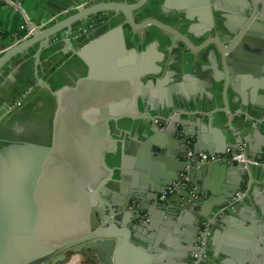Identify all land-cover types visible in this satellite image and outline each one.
Segmentation results:
<instances>
[{
    "label": "water",
    "instance_id": "obj_1",
    "mask_svg": "<svg viewBox=\"0 0 264 264\" xmlns=\"http://www.w3.org/2000/svg\"><path fill=\"white\" fill-rule=\"evenodd\" d=\"M195 1L88 0L89 3L76 12H69L72 11L69 8L67 13L56 16L49 26L29 24L32 33L23 39L12 40L9 45H0V264H63L69 253L82 255L97 264H168L166 255L187 257L191 250L197 252L194 244H197L204 227L201 225L194 233L186 231L184 234L179 233L176 227L177 233L172 235L177 239L182 236L183 240H175V247L171 246L174 240L169 236L170 248L159 243L153 249L151 246L146 248V239L156 237L161 242L168 236V230L158 228L160 225L167 228L164 214H169L172 203L181 197L184 208L201 210L204 216L205 209H213L215 205L221 209L242 196L243 190L237 186L230 193H224L228 200L213 196L205 199L203 192L206 188L200 179L207 182L218 174L241 173L244 183L249 184L254 181L253 170L264 173V163L246 170L242 164H193L187 159L190 150L194 155L236 156L240 145L253 146L250 137L240 138V132L249 128L257 142L256 147L246 150L250 158L256 159L258 141L264 148V136L260 133L264 113L254 110L251 112L253 117L244 115L252 125L240 128L234 117L227 114L232 102L230 107L227 106L223 95L221 99L226 107L215 113L220 114V123L215 121L214 114L210 115L207 125L197 118L193 124L199 132L192 133V122L184 120L187 111L176 112L177 106H187L188 96L183 93L180 82L187 80L189 75L183 76V71L176 69L167 73L163 80L152 81L149 77L161 72L157 63L164 61V55L155 48L142 50L131 45L126 35L128 29L141 31L152 26L167 33L164 43L168 44L172 55L177 58V50L184 49L187 52L182 60L185 66L194 63L203 74L209 70L212 72L199 81V87L209 90L204 94L210 101L213 97L211 91L224 90L225 87L227 90V86L235 84L239 78L236 72L243 71L248 75L251 66L245 61L251 59L258 60L260 64L254 73L261 77L264 89V28L260 24L264 21V9L261 14L257 10V4L264 5V1L214 0L211 4L207 0H197L200 4ZM6 3L11 6L9 1ZM195 5L205 10L207 20L202 28L192 25L179 32L163 24L167 20H178V17L183 23L189 21ZM212 12L215 17L220 13V18L231 22H214ZM136 17L140 20L136 21ZM109 19L113 20V27L91 24ZM207 34L213 37L205 36ZM55 37L63 47L62 52H71L76 57L73 60H78L84 67L74 69L73 78L64 77L66 83L61 86L60 82L54 91L56 108L51 137L40 135L42 140L39 144H22L19 139L24 140L28 130L37 125L49 127L43 118L32 120L27 125L16 124L26 111L23 106L20 108L22 111L16 110V101L24 92L17 75L20 68L31 59L36 60L40 48L51 45ZM36 45L39 46L38 51L29 52ZM25 51L28 53L21 55ZM203 51L209 66L199 65L205 59ZM236 58H241L240 66L233 69L231 65ZM70 65H64L57 72L62 82V75ZM172 76H175L174 80ZM245 78L249 79L246 85L256 89L257 81ZM133 88L139 96L146 98L143 106L148 111L145 108L141 110V104L131 100L129 92ZM148 88H151V98ZM52 89L50 86L48 91ZM15 91H19L17 96ZM220 97L217 96L218 99ZM129 112H135L136 118L144 125L148 120L151 122V127L146 130L148 136L151 134L145 148L165 153L167 160L173 159V163L166 175L147 170L145 164L140 165L137 168L139 174L127 171L122 175L123 183H118V189L111 190L115 183L111 163L121 151L113 126L134 119ZM152 113L154 118H151ZM156 120L163 121L164 127L161 128ZM209 131L215 136L214 140L203 134ZM187 140H194L192 147L187 146ZM127 160L122 159L126 169L130 168ZM185 172L189 177L186 186L180 184L175 194L160 204L158 197L169 187L181 183V175ZM147 184H150L149 195H145ZM253 191V203L262 206L264 215V194L259 196L258 189ZM133 201L140 204V212L130 210ZM244 203H239L231 214L238 215V207ZM141 211L146 214V219ZM143 220L147 222L141 223ZM227 222L222 220L224 224ZM251 222V229H243L239 264H264V234L257 238L263 226L258 220ZM241 224L238 221L234 226ZM153 231L158 234L145 238L147 232ZM214 232L212 230L209 241ZM218 235L216 231L215 241ZM178 242H183L186 249L176 247ZM185 250L187 253L179 254ZM193 257L194 254L186 264H190Z\"/></svg>",
    "mask_w": 264,
    "mask_h": 264
},
{
    "label": "crops",
    "instance_id": "obj_2",
    "mask_svg": "<svg viewBox=\"0 0 264 264\" xmlns=\"http://www.w3.org/2000/svg\"><path fill=\"white\" fill-rule=\"evenodd\" d=\"M213 1L214 0H207L209 4H211ZM9 2L12 7L6 3V0H0V37H2L3 39L2 41H0V45H9V42L14 40L11 39V37L22 32L23 29H25L24 27H27L29 24H36L37 26H40L47 21H53V19L61 13H67L69 8H72V11L69 12H76L79 7L89 3L88 0H9ZM195 2L198 1L196 0ZM198 4L200 3L198 2ZM263 9L264 5L257 4L258 13L261 14ZM204 11L205 10L202 9L201 6L199 7V5H195L192 10L193 13L190 16L191 19H189V21H185V23H183V20L178 17V20H167L163 24L173 27L179 32L188 29L192 25H194V28H196V26L202 28L203 24H205V19L207 20ZM219 15L220 13H218V15L216 14L217 17H215L212 12L214 22H231V20L229 21L220 18ZM225 15L228 14L225 13ZM138 19L139 18L136 17V21ZM260 24H262L261 26L264 28V21L260 22ZM125 25L127 26V23ZM2 35H6L7 37L3 38ZM126 35L129 38V42L131 43V45L141 47L142 50H145V48H147L152 51V49L155 48L158 53L164 55V61H162L161 63H157V65L161 67V72L154 77H149V79H151L152 81L156 82L158 80H163L166 77L167 73H172L171 71H176V69L180 72L183 71V76L189 75L187 80L180 82L181 84H183V93L188 96V101L186 103L187 106L186 108L177 106V111H175L178 113H184L185 111H187V113L185 114H187L188 116L185 115L186 117L184 118V120L189 121L190 123L192 122V126L190 128V130L193 128L191 130L192 133L195 134L199 132L198 128L193 124V122H195L197 118L202 119V122L204 121L205 125H207L210 119V115L214 114L215 121L217 123H220V114L216 115L215 113H217V111H223L226 107L223 105V99H221L223 95L224 102H227V106L230 107L229 103L232 102L230 103L231 109H228L227 114H230L231 118L234 117V122L240 128H243L244 125H247L249 127L252 125V123L244 115H250L253 117L251 112L254 110L264 113V89L261 86V77L256 76L254 73L255 69L260 66L258 60L251 59L249 61H245L246 63H248V65L251 66V68L248 67L250 71L248 75L244 74L243 71L236 72L239 78L235 80V84L233 86H227V90L225 89V87L224 90L211 91L213 93V97L210 101L204 94L209 93V90H207L204 86L199 87V81H201V79L203 80L204 77L208 76L209 74H212V72L209 70L204 72L203 74L201 71H199L200 69L197 65L195 66L194 63L190 64L189 67L185 66L184 61L182 60H184V56L187 52L184 49L179 48L177 50V52L179 53V57L176 58V56L172 55V51L169 48L168 44L164 43V41H166V38L168 37L167 33L158 29L157 27L152 26V28L147 27L146 29L141 31H133L128 29ZM205 36L210 37L211 35L207 34ZM54 39L55 40L51 45L45 46L43 49L40 48V53L37 54L36 60L31 59L28 64L23 65L17 75L18 82H20L22 89L23 85L32 84V87L34 86V93L32 95V98L25 104V106L23 105L26 111L20 117L19 121L17 120L16 124L22 123V125H27L31 123L32 120L43 118L45 119L46 124L49 127L47 129L39 127L37 125L34 129L28 130L25 133L24 140L19 139V143L22 144H24L25 142L27 144L37 145L42 140V137H40V135H51V132H53L51 129V123L54 109L56 108V101L53 96L54 91L57 87L59 88L60 82L61 86L66 83L64 77L73 78L74 74L72 73V71L74 69L80 70L82 69V67H84L78 60H73L76 59V57H74L71 52H67V54H64L62 52L63 47L58 43L59 41L56 37ZM171 41H173V39ZM176 44L179 45L180 43L176 42ZM38 49L39 46L36 45L35 47L31 48L29 52L35 53L36 51H38ZM27 53L28 52L25 51L21 55H26ZM202 54H204L205 59L204 61H201L199 65L202 64L203 66H209L210 63L207 60L205 51H203ZM236 59L237 60L231 65L233 69L234 67L240 66L241 58ZM170 61L171 63H169ZM175 61L178 62L176 63ZM69 63H71V65L64 71L62 75V82L61 79L57 77V72L60 71V69L63 68L64 65L66 66ZM246 76L251 77V80L253 81H257L256 83H258V86L256 87V89H254V87H248L246 85L247 80H249L245 78ZM174 79L175 76L173 77V80ZM54 81H56V84L54 83ZM50 86L53 88V92L48 91V88ZM154 87L156 88L155 85ZM150 89L148 88L149 96L151 98L152 92ZM135 90L136 89L133 88V90L129 92L131 94V100L139 102L141 104V110H143L145 108L143 106V101H145L146 98H144L143 95L139 96ZM254 90L256 91L254 92ZM18 94L19 91L14 92V95L17 96ZM143 94H145V92H143ZM219 95L221 97L218 99L217 96ZM20 108L22 109V107H18L16 110L22 111ZM144 110L148 111L146 108ZM150 115L151 118H154L152 115L155 114L152 113ZM132 116L135 118L123 123V125L117 124L116 126H113V132L117 135L121 151L119 152V154H117V156L111 163L113 164V170L115 171V183H113L114 185L110 187V189H114L111 190L118 189V183H123L122 175L128 173L127 171H130V174H139L140 170H137V168L140 165L145 164V168L147 170L151 172H159L166 175L170 173V169L173 163V159L170 161L167 160L168 156L165 153L156 152L150 150L149 148H145V144H147V141H149L148 137L151 134L149 133L148 136L146 130L151 127V122L148 120V123L144 125L138 120V118H136L135 112L132 113ZM156 121L158 122V120ZM159 125L161 128H163L165 124L164 122H162ZM240 133V138L242 140L245 139V137H250V143L253 145L251 147H256L254 145L257 141L252 138L253 130H251V128L243 132L241 131ZM260 133L264 136V125H262ZM203 134L209 136L211 140H214L215 138V136L212 135L210 131ZM12 135L15 137L13 133ZM186 142L187 146L192 147L194 140H187ZM260 142L261 141H258V148L255 149L257 155L256 158L264 157V148L259 146ZM151 144L152 143L150 142V146ZM251 147L247 146L246 149L248 150V148ZM156 156H158V158H156ZM123 158L128 159L126 164L129 165L130 168L126 169V166L124 167L122 163ZM252 174V179H254V181L251 184L244 183L245 180L242 178L243 176H241V173H239L238 175H229L226 173L218 174L217 176L209 178V181L207 182H205L203 178L200 179L202 181V184H205L206 192H203V194L205 195V199L211 198L213 196L217 199L221 198L224 200H228L224 197V193H230V191L234 190L237 186H241L244 192L247 186L250 185V193L244 199L245 203L238 207V215L233 216L231 213L226 214L227 216H233L231 218H228L230 216L227 217L226 215H221L220 210L224 207L220 209L221 206L215 205L212 206L213 209L204 210V216L207 215L209 218L204 217L201 215V210L196 211L193 210V208H184V200H182L183 198L180 197V200L178 199L177 202L171 204V208H169V214H164V222L167 224V228L161 225L158 228L160 230H168L166 233V235L168 236L164 237L161 242H159L156 237L153 238V240L146 239L147 241H144L146 243V248L151 246L153 249L156 244L157 246H159L158 243L162 244L165 248H170L177 243H175V240H183L182 236H179V239L173 236L177 233L176 227L181 234H184L186 231L189 233H194V231L201 225L203 226L207 222H214L213 230H215V232H219V235L215 241L214 232L211 240L209 241L208 257L210 261L208 262V264H239V256L241 253L240 251H242L241 246L243 244L242 242H244L243 233H245V231L243 229H251V221L258 220L262 224L263 229L262 233L259 234L257 238L259 239V237L264 234V215L261 213L262 206L259 204L255 205L253 203L255 195L253 191L254 189H258L257 194H259V196H262L264 194V173L260 174V172L255 169L253 170ZM131 178L133 179L134 176H132ZM162 181L163 180L160 179V182ZM149 187L150 184H147L145 195L147 194ZM195 198L200 199V196H196ZM259 201L260 199H258V202ZM201 204L202 203H200V205ZM223 219H226V222L227 219L229 221L224 224L222 223ZM234 221L236 223L240 221L243 224H241L239 227L236 225V228L234 226V224H236ZM140 222L145 223L147 222V220H143ZM179 224H181V226H178ZM153 234L157 235L158 232H147V236L145 238L151 237ZM139 235L143 236L140 233ZM169 236L174 240V242L171 243V246L169 244ZM194 245L196 246V244ZM177 246L180 249H182V247L183 249H186L187 247L183 242H178L176 247ZM193 252L194 251L192 250L188 252L189 254L187 257H172L170 255H166L168 264H171L170 262H173V264H175V262L177 264H186L191 259L192 254H194ZM182 253L184 254L187 252L185 250L179 254ZM88 260L91 261V264H97L95 263V261H92L90 259Z\"/></svg>",
    "mask_w": 264,
    "mask_h": 264
},
{
    "label": "built area",
    "instance_id": "obj_3",
    "mask_svg": "<svg viewBox=\"0 0 264 264\" xmlns=\"http://www.w3.org/2000/svg\"><path fill=\"white\" fill-rule=\"evenodd\" d=\"M9 1V0H6ZM25 29L27 30L28 34L33 32V29L28 25L27 27H25ZM24 29V31H25ZM30 96L29 92H26L24 95H22L18 101L16 102V107H21L25 104L26 100L28 99V97ZM163 121L158 120V123H162ZM186 158L191 160L193 164H210V163H214V162H226L229 165H233V164H242L246 167V170H248L249 167H257L258 165H261V161L264 160L261 157L256 158V159H252L248 156L247 154V150H246V146L245 145H240L239 146V150L237 152L236 156L230 155V154H226V155H209L207 153H200L199 155H194L192 150L189 151V153L186 155ZM181 183L179 184H174L173 186H171L170 188H168V190H166L163 194H161L158 197V202L161 203H165L171 196H173L175 194L176 189L180 186V184L182 186H186V184L189 181V177L187 175V172L183 173L181 175ZM252 182L250 181L249 184H251ZM250 188L251 186L248 185L247 188L245 189V191L243 192V195L240 197H237V199H235L234 201H232L231 203H229L228 205H226L223 209L220 210V214L221 215H226V214H230L232 212V210L242 201H244V199L248 196V194L250 193ZM130 210L134 213L140 212V204L136 201H133ZM143 216L145 217L144 219H146V214H144V212H142ZM146 221V220H144ZM213 226H214V222H207L204 224V227L201 231L200 236L198 237L197 240V252L194 253V257L191 261L190 264H202V262L204 261V259L208 258V242L209 239L212 235V230H213Z\"/></svg>",
    "mask_w": 264,
    "mask_h": 264
},
{
    "label": "rangeland",
    "instance_id": "obj_4",
    "mask_svg": "<svg viewBox=\"0 0 264 264\" xmlns=\"http://www.w3.org/2000/svg\"><path fill=\"white\" fill-rule=\"evenodd\" d=\"M99 19H101V18H99ZM113 20H104V22L103 23H101L102 21H100V22H93V23H91L92 25L94 24V25H103L104 24V26L105 27H113L115 24H114V22H112ZM51 24H53V21L52 20H50V21H47V22H45V23H43L42 25H47V26H49V25H51ZM25 28V27H24ZM28 35V32H27V30L25 29V31H24V29H23V31L22 32H20V33H18V34H15L13 37H11V39H23V38H25L26 36ZM19 37V38H18ZM2 37H0V39H1ZM0 41H2V40H0ZM20 41V40H19ZM1 43V42H0ZM22 91H24L23 92V94L22 95H24L26 92H29L30 93V96L28 97V100H26V102H25V104L32 98V95H33V93H34V86L32 87V84H25V85H23V89H22ZM17 102V101H16ZM24 104V105H25ZM16 106V105H15ZM18 108V107H17ZM16 108V109H17ZM80 256H82V255H77V257H76V255H74V254H71V253H69L68 254V258H67V261L65 262V263H63V264H91V261H89L88 259L86 260L83 256L82 257H80ZM79 258V259H78ZM72 259V260H71ZM76 259V260H75ZM78 259V260H77ZM73 260H75L74 262H73ZM71 261V262H70ZM70 262V263H69ZM50 264H51V262H50Z\"/></svg>",
    "mask_w": 264,
    "mask_h": 264
},
{
    "label": "flooded vegetation",
    "instance_id": "obj_5",
    "mask_svg": "<svg viewBox=\"0 0 264 264\" xmlns=\"http://www.w3.org/2000/svg\"><path fill=\"white\" fill-rule=\"evenodd\" d=\"M262 159H264V157H261ZM262 163H264V160H262L261 161V164ZM143 211H141V213H142ZM208 245H209V242H208ZM210 260H209V257L208 258H206V259H204V261L202 262V264H208V262H209Z\"/></svg>",
    "mask_w": 264,
    "mask_h": 264
},
{
    "label": "bare ground",
    "instance_id": "obj_6",
    "mask_svg": "<svg viewBox=\"0 0 264 264\" xmlns=\"http://www.w3.org/2000/svg\"><path fill=\"white\" fill-rule=\"evenodd\" d=\"M76 257H77V255H76ZM80 257H82V256H80ZM78 259H79V258H78ZM78 259H77V260H78ZM71 260H72V259H71ZM75 260H76V259H75ZM75 260H73V262H74ZM70 262H71V261H70ZM70 262H69V263H70Z\"/></svg>",
    "mask_w": 264,
    "mask_h": 264
},
{
    "label": "trees",
    "instance_id": "obj_7",
    "mask_svg": "<svg viewBox=\"0 0 264 264\" xmlns=\"http://www.w3.org/2000/svg\"><path fill=\"white\" fill-rule=\"evenodd\" d=\"M3 36V38H6L7 36L6 35H2Z\"/></svg>",
    "mask_w": 264,
    "mask_h": 264
}]
</instances>
